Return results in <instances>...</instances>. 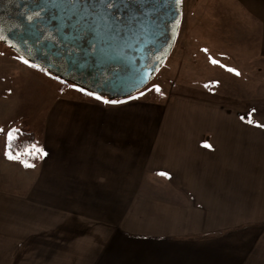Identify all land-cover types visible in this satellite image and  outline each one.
Segmentation results:
<instances>
[{
	"label": "rangeland",
	"instance_id": "rangeland-1",
	"mask_svg": "<svg viewBox=\"0 0 264 264\" xmlns=\"http://www.w3.org/2000/svg\"><path fill=\"white\" fill-rule=\"evenodd\" d=\"M263 35L264 5L183 0L177 43L163 68L139 93L105 103L31 68L0 43V264H184L180 245L155 248L137 237H111L117 231L108 229L110 220L91 219L87 202L81 207L79 198L59 188L57 175L48 172L53 161L26 168L8 157L9 132L13 128L35 131L41 147L46 139L54 142L50 137L52 133L57 136V112L66 100L95 102L99 108H142L185 96L196 105L209 103L210 108H234L242 103L243 108L264 110ZM136 120L129 117V124L135 125ZM228 224L226 218L222 226ZM128 226L130 233L145 232L134 220ZM242 227L224 228L203 240L220 238L225 242L221 246L242 248L235 264H264V220ZM254 237L257 240L252 244ZM214 260L210 264H221Z\"/></svg>",
	"mask_w": 264,
	"mask_h": 264
},
{
	"label": "crops",
	"instance_id": "crops-1",
	"mask_svg": "<svg viewBox=\"0 0 264 264\" xmlns=\"http://www.w3.org/2000/svg\"><path fill=\"white\" fill-rule=\"evenodd\" d=\"M238 1L264 5V0ZM260 43L264 52V35ZM193 100L182 96L142 108L63 101L57 136L50 137L54 142L46 139L41 147L39 141V165L53 161L48 172L57 175L59 188L79 198L81 207L87 202L91 219L110 220L108 229L117 231L111 237H137L155 248L180 245L184 264L214 259L235 264L242 248L203 238L223 232L226 218L227 229L264 220V110L259 114L256 106L242 103L210 108ZM131 220L145 232L130 233Z\"/></svg>",
	"mask_w": 264,
	"mask_h": 264
},
{
	"label": "flooded vegetation",
	"instance_id": "flooded-vegetation-1",
	"mask_svg": "<svg viewBox=\"0 0 264 264\" xmlns=\"http://www.w3.org/2000/svg\"><path fill=\"white\" fill-rule=\"evenodd\" d=\"M182 17L183 0H117L110 11L93 0H0V43L31 68L109 101L122 99L109 93L128 75L129 63L117 58L122 64L102 65L97 49L120 48L136 66L159 62L153 80L177 43ZM93 32H115L118 41L98 45ZM145 40L150 45L141 48Z\"/></svg>",
	"mask_w": 264,
	"mask_h": 264
},
{
	"label": "water",
	"instance_id": "water-1",
	"mask_svg": "<svg viewBox=\"0 0 264 264\" xmlns=\"http://www.w3.org/2000/svg\"><path fill=\"white\" fill-rule=\"evenodd\" d=\"M94 40L93 43L100 45L102 43V39L109 38L111 40L118 39L115 32H93ZM118 41V40H117ZM150 45V42L145 40L143 44H141V48L147 47ZM101 48V47H100ZM120 48L117 49H97L95 56L101 63L114 65L122 64V61L118 62L116 59H124L129 63L130 72L128 75L119 78L117 86L110 91L111 97H119V98H127L133 95L134 93L143 90L152 79V75L154 71L157 69L159 62H156L154 66L148 68L147 65L142 61L139 66L135 65L134 59L131 57H126L124 53L120 52ZM111 57V60H109Z\"/></svg>",
	"mask_w": 264,
	"mask_h": 264
},
{
	"label": "trees",
	"instance_id": "trees-1",
	"mask_svg": "<svg viewBox=\"0 0 264 264\" xmlns=\"http://www.w3.org/2000/svg\"><path fill=\"white\" fill-rule=\"evenodd\" d=\"M9 135L6 149L11 159L18 161L25 167H36L43 158L39 146V135L32 130H20L13 128Z\"/></svg>",
	"mask_w": 264,
	"mask_h": 264
},
{
	"label": "snow or ice",
	"instance_id": "snow-or-ice-1",
	"mask_svg": "<svg viewBox=\"0 0 264 264\" xmlns=\"http://www.w3.org/2000/svg\"><path fill=\"white\" fill-rule=\"evenodd\" d=\"M70 2H72V3H80L81 0H70ZM83 2L87 3L88 0H83ZM93 2L98 4L100 7L104 8V9H107L109 11L111 9H114L117 6V0H93ZM117 19H119L118 16H117ZM24 62L28 63L29 61L27 59H25ZM213 63H218V61L213 60ZM32 66L36 67V65H32ZM41 70H43V69H41ZM229 71H234V70L233 69H229ZM80 91H84V89L81 88ZM87 94L92 95L93 93L89 92ZM9 139H11V135H9Z\"/></svg>",
	"mask_w": 264,
	"mask_h": 264
}]
</instances>
